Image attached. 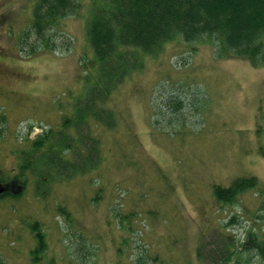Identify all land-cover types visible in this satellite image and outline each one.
<instances>
[{
	"label": "rangeland",
	"instance_id": "obj_1",
	"mask_svg": "<svg viewBox=\"0 0 264 264\" xmlns=\"http://www.w3.org/2000/svg\"><path fill=\"white\" fill-rule=\"evenodd\" d=\"M12 5L11 0H0V13L4 11L8 19L14 18ZM2 29L0 42L5 43ZM65 32L73 33L72 39L81 37L82 25L66 23ZM78 41L86 49V30L84 39ZM171 44L165 46L162 57L150 58V72L142 76L147 83L137 87L132 82L119 93L117 106L127 109L124 146L119 145L123 130L116 138H99L95 133L105 158L109 153L113 159L110 168L97 172L103 176L99 187L104 180L110 181L106 187L110 192L102 197L108 195L111 202L100 201V194L95 193L99 187L87 186L99 201H93L90 194L83 205L79 192L69 194L68 190L78 189L72 184L61 188L58 203L63 198L71 200L74 218L59 215L58 203L52 209L45 206V200L35 201L30 190L22 199L24 207L17 200H0V264H34L31 253L36 242L28 234L36 224L48 235V254L39 255L43 264H51L52 258L55 264H218L216 251H224L226 242L239 241L243 251L240 243L246 241L248 230L264 237V69L238 59H222L209 43H191L184 49ZM189 49L195 55L190 56ZM66 54L70 53L18 61L0 47V62L6 63L0 67V108L7 119V124L0 120V129L10 133L12 140L3 142L10 151L21 146L22 125L27 132L34 121L55 124L59 118L60 123L61 115L51 111L50 105L64 97L63 90H76L74 79L79 68L82 71L80 55L78 67L77 59ZM13 63L17 66L12 70ZM166 92L174 94L172 102L163 97ZM175 95L184 100L180 110L173 106ZM0 155V165L12 169L16 159H6L9 153L3 150ZM240 177H256L257 188L247 192L238 205L225 208L216 201L214 186L228 187ZM81 204L84 219L77 217ZM113 206L119 213L132 214L135 226L127 215L109 219ZM235 214L240 215V224L226 227ZM80 244L85 245L83 250ZM243 257L248 259L249 253L243 252ZM261 263L260 257L252 256L250 264Z\"/></svg>",
	"mask_w": 264,
	"mask_h": 264
},
{
	"label": "trees",
	"instance_id": "obj_2",
	"mask_svg": "<svg viewBox=\"0 0 264 264\" xmlns=\"http://www.w3.org/2000/svg\"><path fill=\"white\" fill-rule=\"evenodd\" d=\"M33 1V17L20 36L15 57L28 59L61 49L69 52L72 42L64 33L72 18L85 20L87 47L79 87L69 91L66 103L59 101L64 109L61 122L35 140H25L14 152V170L8 177L0 174V186L5 187L0 200H21L33 180L37 195L47 197L57 183L106 169L107 159L92 129L116 130L124 122L123 111L117 106L118 91L143 71L150 58L156 59L168 43L178 49L209 42L222 58L244 59L256 68H264V0ZM0 15L1 24L7 14ZM3 64L0 62V67ZM10 66L13 70L17 65ZM25 75L30 81L31 76ZM2 118L6 121L4 115ZM4 137L5 132L0 130V142ZM257 185L256 177L237 178L228 187L214 186L215 198L219 204L234 206ZM63 204L57 208L58 213L73 218L68 201ZM126 215L128 221L134 218ZM238 223L239 219L233 217L226 227ZM259 233L247 231L246 241L240 243L243 251L239 250V241L226 242L224 251L218 248V264H250L252 256L260 257L264 264V237ZM35 238L39 245L35 254L42 253L46 247L43 235L39 233ZM124 240L128 245V239ZM203 250L201 246V258ZM243 252L249 253L248 259Z\"/></svg>",
	"mask_w": 264,
	"mask_h": 264
},
{
	"label": "water",
	"instance_id": "obj_3",
	"mask_svg": "<svg viewBox=\"0 0 264 264\" xmlns=\"http://www.w3.org/2000/svg\"><path fill=\"white\" fill-rule=\"evenodd\" d=\"M0 192H1V190H0Z\"/></svg>",
	"mask_w": 264,
	"mask_h": 264
}]
</instances>
